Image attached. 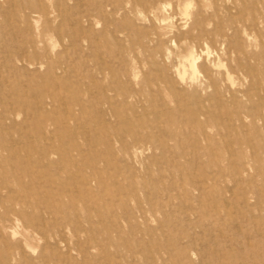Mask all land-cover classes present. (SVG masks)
<instances>
[{
	"label": "rangeland",
	"instance_id": "rangeland-1",
	"mask_svg": "<svg viewBox=\"0 0 264 264\" xmlns=\"http://www.w3.org/2000/svg\"><path fill=\"white\" fill-rule=\"evenodd\" d=\"M127 1L67 0L57 42L0 1V198L32 199L0 203V264H264V0H180L165 21ZM196 19L206 34L174 43ZM192 50L222 67L188 71L176 103L160 77Z\"/></svg>",
	"mask_w": 264,
	"mask_h": 264
},
{
	"label": "bare ground",
	"instance_id": "bare-ground-1",
	"mask_svg": "<svg viewBox=\"0 0 264 264\" xmlns=\"http://www.w3.org/2000/svg\"><path fill=\"white\" fill-rule=\"evenodd\" d=\"M4 1L9 2L10 5H12L11 6L12 13L15 14V16H16L15 11L23 14L28 19H30L31 15L37 14L39 16V20L44 21V28H43V32H42L43 35H45V34L51 35L56 40V42L62 41L63 39L66 38V35L63 32V28L62 27L56 28V26L60 25L58 23L59 18H60V20L62 19V22L65 21V19H66L65 15L69 11L67 9V5H66L67 0H32L26 7L23 6V3H21V0H18V3L16 0H4ZM127 3L131 4L132 11L135 12L136 14L145 13L146 18H148L149 20H151L150 18H152V20H154V19H157V17L161 16L163 21H165L167 18V16H165V14H166V12H168V8H170V7L177 8L179 6L180 0H177L176 2H167L166 0H147L146 2L143 0H128ZM187 9H188V6H186V8H185V15H188ZM83 20H86L89 25H92L94 22V18L92 16H89V15L84 17V18L79 19L78 22L80 24H82ZM173 28H175V30L173 31L174 32V39H175L174 43H177L179 46L181 44H185V43H188L190 45L193 44L195 42V33H197V35H199V36L206 34L205 20L204 19L194 20L193 24L189 28H180L177 26H175ZM153 34H154V36H157V37L161 36V33L158 31V29L156 27L153 28ZM47 47H49V46H47ZM155 50L156 49H154V51ZM195 54L196 53H194L192 50V52L189 53L188 57L186 59H184V61L182 62V65L178 66L176 68L174 75H172L171 77L167 76V75H161V77H160V84L159 85L164 86V90H166V92H168L170 96L172 95L174 97L176 103H180L181 100L183 99V96H184L183 92L184 91L179 90L178 85H184L185 84V82H186L185 78H187L186 76H187L188 71H191L193 76L195 77L197 75V73L199 72L198 71L199 68L204 69L206 67L205 68L206 69L205 70V80H206L205 83L207 85H212L213 81L211 79V73L213 72L214 68H216V67L221 68L222 67L221 60H219L218 63L211 61L209 53L204 52V51H202L199 55L200 56L199 58H202L204 60V63H202L201 65L200 64L198 65L197 60H200V59H197ZM209 62L211 64V67H208ZM259 74H260V71L258 69H254L252 71V80L254 81L258 77ZM38 90H40V89H38ZM3 116H6V114H3ZM201 135H203V134H201ZM204 137H205V134H204ZM5 148L7 149V147H5ZM139 150H140V148H136L134 150V155H137L139 153ZM7 151L15 152V149H8ZM52 153L57 154L59 156H62V153L59 152L58 150L56 152H52ZM251 168H249L248 170L245 169L244 173H250L251 170L253 169L254 174H256L257 177L262 175V170L258 166H256L255 168H252V169ZM13 172L14 173L12 174V177H13L14 181L17 183V185H21L23 187L25 184V178L31 179L33 176L39 174V170H36V169L32 170V169H29L28 167H22V169L20 171L19 170L18 171L13 170ZM4 179H5L4 176L0 173V190L6 189V186L4 184ZM81 180H82V183L86 182V177H81ZM237 181H238V178H237ZM199 184H201V181L199 182ZM7 199H10V198L9 197L8 198H0V203L5 208H7V210H9V211L14 210L15 207L13 204L18 205V206L25 208V209L32 208V204H31L32 199H28L26 196L19 194L18 197L14 198V199L11 198L10 201H8ZM200 199H201V197H200ZM252 199L254 200V202L261 203V201L264 200V187H263V189L257 188L255 193L253 194ZM5 203H13V204L7 205ZM34 227H37L36 229H39L38 226H34ZM190 227H191V225H190ZM236 227H237V225H236ZM54 242H55V245L58 246L61 242H64V240H58V239L54 238Z\"/></svg>",
	"mask_w": 264,
	"mask_h": 264
}]
</instances>
